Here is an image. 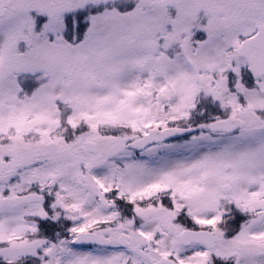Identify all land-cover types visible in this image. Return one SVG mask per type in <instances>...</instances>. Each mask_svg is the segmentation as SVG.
<instances>
[{
  "label": "snow or ice",
  "instance_id": "snow-or-ice-1",
  "mask_svg": "<svg viewBox=\"0 0 264 264\" xmlns=\"http://www.w3.org/2000/svg\"><path fill=\"white\" fill-rule=\"evenodd\" d=\"M0 264H264V0H0Z\"/></svg>",
  "mask_w": 264,
  "mask_h": 264
}]
</instances>
